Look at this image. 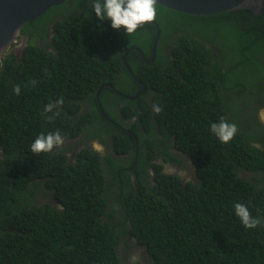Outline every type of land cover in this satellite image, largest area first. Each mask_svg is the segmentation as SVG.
<instances>
[{
    "label": "trees",
    "instance_id": "16d2710c",
    "mask_svg": "<svg viewBox=\"0 0 264 264\" xmlns=\"http://www.w3.org/2000/svg\"><path fill=\"white\" fill-rule=\"evenodd\" d=\"M93 2L66 0L48 8L24 24L22 32L30 40L22 55L10 53L3 58L0 264H123L118 243L129 242L124 239L128 235L146 248L150 264H264V226L245 228L234 210L236 203H242L253 218L264 222V176L251 175L264 169V146L258 148L255 132L242 125L229 143L219 142L212 133L193 126L194 121L180 111L178 97L185 91L183 100L188 104L193 97L210 92V87L240 95H250L253 88L264 90V18L248 9L196 16L157 4L155 23L184 24L202 38L205 48L194 39L185 49L189 51L187 61L183 62L184 55L159 67L166 59L160 54L149 69L138 67L139 54L129 51L127 62L147 87L136 99L103 87L99 93L103 117L96 104V89L111 82L112 71L117 69L124 74L116 89L130 95L137 92L140 86L126 71L121 55L134 45L149 56L155 27L146 23L129 35L121 28L113 29L109 19L96 17ZM45 26L52 31L51 50ZM164 33L163 28L158 40ZM34 36L43 44L32 42ZM134 56L138 58L136 67L131 61ZM155 77L160 79L159 85L153 84ZM15 85L20 86L19 95L13 92ZM62 92L87 99L85 116L73 113L77 103L72 97V115H58L53 124L33 133L30 125L45 117L47 103L42 101ZM107 97L114 101L112 107L106 103ZM148 99L162 108L160 132L172 136L169 140L178 150L197 154L196 158L182 161L162 148L163 140L147 113L151 112ZM231 110L241 113L237 107ZM259 125L257 140L264 143V125ZM92 126L103 128L108 138L90 130ZM82 127L86 148L75 162L63 152L34 154L30 150L42 133L59 131L74 136ZM94 138L105 145V154L89 150V140ZM192 145L197 152L191 151ZM166 162L189 168L191 174L170 173L171 168L163 167ZM112 189L115 194L110 197ZM47 190L61 204L59 212L56 205L41 203L37 197ZM117 208L122 212L121 221L114 224L111 220Z\"/></svg>",
    "mask_w": 264,
    "mask_h": 264
},
{
    "label": "clouds",
    "instance_id": "9594fccd",
    "mask_svg": "<svg viewBox=\"0 0 264 264\" xmlns=\"http://www.w3.org/2000/svg\"><path fill=\"white\" fill-rule=\"evenodd\" d=\"M56 6H58V5H56ZM91 7H92V9H93V11H94V13L98 19H100V20H104L105 18L109 19L111 21V27L113 29H120L121 26H123L125 29L124 31H126V33L128 35L136 32V30L141 28L144 24H146V23L150 24L149 22L154 21L156 19V16H157V0H94ZM196 16H202V15H196ZM35 18H33V19H35ZM26 22H28V21H26ZM26 22L23 23L22 27L16 33V36L14 37V39L0 53V67L2 66L3 58L5 55H9L10 53H14L16 56H19V57L22 55L25 45L30 40V36L27 35V33L22 32L23 26ZM48 24L49 23L47 21V26H48ZM45 28L48 29V32H47L48 40L47 41L50 43V46L48 47V49L51 50L54 47L53 39H52V31L50 30L49 27L45 26ZM194 36H196V35H194ZM21 37L23 39H21ZM155 37H156V35L154 36V39H155ZM198 37H199V35H198ZM157 38H158V35H157ZM157 38H156V42H157ZM194 39L195 38H192L189 35H185L184 40H185L186 44L185 45L183 44L182 48L185 50L187 45L190 44ZM31 41L38 44V45L43 44L42 40L40 38H38L37 36L32 37ZM151 46H152V43H151ZM135 47H137V46H135ZM129 48H127L125 50V52L121 55V62L123 64V66L126 67L125 68V69H127L126 71L130 74V76L133 78V80L138 83L141 90H139V92L135 96L130 97L129 96L130 94L124 93V92L116 89L118 86H121L119 83V79L116 76V74H115V77L111 76V80H112L111 82H104V83L100 84V86L95 91L96 104L100 110L99 114L102 115L103 117H106V114L104 113V109L102 108V105H101L100 99H99V93L103 87H107V88L111 89L113 92L115 91V93H117V94H119L125 98H129V99L138 98L141 94L139 96H137V95L139 93H141L142 91H144L145 87H147L146 83L135 75V73L131 70V67L129 66V64L127 62V57H126L127 53L131 50H134V49L128 50ZM14 49L17 50L16 53L14 52ZM139 50H140V53L137 52L139 54V57H140V59H139L140 64L138 67L143 65V66H146L148 69L152 68L154 66V63L156 62V59L159 58V56H161L158 53V51L156 52V45H155L154 52H153V46H152V50L150 47V53H149L150 55L149 56L144 55L140 48H139ZM135 51H137V50H135ZM184 55H185V57H184ZM184 55H183V57H184L183 62L188 60V58L186 57V54H184ZM164 58H166V59L164 61H161V63L158 65L159 67H165V66L169 65L173 60H178V59L173 58L172 56L171 57L165 56ZM202 59H203L202 57H198L199 62H202L203 61ZM131 61H132L133 65L136 67V64L138 63V58H136L134 56L131 58ZM182 67H183V64H182ZM116 71H117V69H114L112 72L115 73ZM122 74H124V73H122ZM30 83L32 85H35L37 82L31 81ZM250 90H251V93H250V95H247L248 98L253 99L254 95L257 96V99H253L252 102H256V101L258 102V100H259V102H261V101L264 102V90L256 89V88H253ZM13 92L16 95H19L21 92L20 86L15 85L13 88ZM73 96L74 95L71 96L68 93L62 92V94H58V95L52 94L46 100H43L42 102L47 103L46 105H44V109H43L44 112H46L44 114L45 117L42 120L39 119L34 125H30L29 129L31 131H35L33 133H36L37 130H39L38 128L44 127V125L48 126L50 124H53L55 119H56V116H58V115L64 116L66 113L69 115H72V114H70L69 102ZM76 97L77 96L73 97V99L75 100ZM53 110H54V113H53ZM85 110H86L85 104L79 105L77 103V105L73 106V113L75 115H78V114L81 115L82 114L83 116H85V113H84ZM152 110L154 113L159 114L162 111V108L157 104H153ZM52 113H53V115H52ZM184 113L187 114V118H189V116H191L190 112L184 111ZM48 114H49V116L47 117ZM130 116H132L131 120H135L136 117L134 115H130ZM262 116H264V112L262 113ZM108 120L113 122L109 118H108ZM47 121H49V123H47ZM63 122L65 123L66 120H64ZM64 126H67V123L64 124ZM205 130L212 133L216 137V139H218L219 142L227 144L236 135L237 126L231 121V118L216 117L213 121L210 120L207 123ZM97 131H98V133L101 132L99 128H97ZM38 132L36 134H38ZM82 134H83V127L80 131V134L74 135V136H69L66 132H63V134L61 135L59 131L50 132L46 135L42 133V134L38 135L34 139V141L31 143L30 150L34 154H38L41 152H50L53 150L55 153L56 152H63V153H65L66 156L68 153L74 152L71 157H68V156L67 157L70 158L72 160V162H75L76 156H78V154L80 153V151L82 149H84V147L86 148V146L84 145L85 141L82 138ZM99 135H100V133H99ZM75 138H77V139H75ZM106 138H108V137H106ZM89 141H90V145L88 143L89 148H90L89 150H91L93 152H97L100 155H103L106 153L105 151H107V149H106L105 145H103L101 143L100 140L98 141V140H96V138H94V139H90ZM65 142L70 143V146L68 148L66 146H64ZM95 145H97L99 147H96ZM62 147H65V151L61 150ZM190 149H191V151H196V149L193 145L191 146ZM186 155L190 161H192L194 158L197 157V154L194 155L192 153H187ZM104 172H105L106 180H109L110 174H108L105 169H104ZM49 191L50 190H47V191L37 195V197L41 200V203L47 202V203L51 204V206L56 205L57 212H59L58 209L62 208V206L60 203L56 202L54 200V198L47 195V193ZM113 194H115L114 189L111 190L110 197L114 196ZM108 206H109L108 211H110L111 210L110 206H113V201L109 202ZM234 210H235L236 216L239 217L241 223L243 224V226L245 228L254 229L258 225L264 226V222H262L260 218H258V217L253 218V216L251 215V213L248 210V207L246 205H244L242 203H236L234 205ZM121 213L122 212L117 208L115 218L112 219L111 222L114 224H118L121 221L120 220L121 219V217H120ZM124 239H128L129 242L122 240V243H118V249H117L118 257L123 264H134V263H139V262L141 264H150L151 257L143 245L136 242V240L129 235H128V237L124 236ZM127 244H128V247L126 250L124 248L126 247Z\"/></svg>",
    "mask_w": 264,
    "mask_h": 264
},
{
    "label": "flooded vegetation",
    "instance_id": "af4514ba",
    "mask_svg": "<svg viewBox=\"0 0 264 264\" xmlns=\"http://www.w3.org/2000/svg\"><path fill=\"white\" fill-rule=\"evenodd\" d=\"M57 18L58 16H53L54 20H56ZM162 22L163 24L161 26L156 22L158 24V28H160L159 31H161V29L163 30V28L165 29V33L160 38V40H158L157 38L156 52L158 51L159 54L163 55V58L165 56H169V57L172 56L173 58L180 60L184 54H187L189 52L188 50H184L182 48L183 44L184 45L186 44L184 40L185 34H188L192 38H195L198 41L203 42L202 38L192 35V33H190L189 27L184 24H177L171 21H167V22L162 21ZM166 29H168V32L166 31ZM21 39L23 38L21 37ZM153 43H154V39L152 41V46H153ZM206 45L209 46L207 43ZM152 46H151V50H152ZM203 47L205 48L204 42H203ZM16 51L17 50L14 49L15 53ZM115 74L119 80L122 79V76H123L122 72H119L117 70ZM157 77H155L153 80V84L155 85H159L160 79ZM172 80L173 78L169 82H171ZM214 83H220V82L216 81ZM139 90L141 89L139 88L134 95H129V96L130 97L135 96L139 92ZM144 92L145 90L139 93L137 96H139L140 94H143ZM156 93L158 94V92ZM146 96L148 97L149 94H146ZM178 97H179L180 111L191 113V116H189V119L194 121L193 126L201 128L204 131L207 123L210 120L213 121L216 117H224V118L234 117L235 121L233 123L236 126L242 125V128H245L248 132L249 131L255 132V134H252V135H253V139L257 143L258 148H261L262 146H264L263 142H260L257 140L259 136L256 133L257 129L258 131L260 130L261 126L259 124H261L262 126L264 125V116H262V113L264 112V102L263 101L259 102V100L258 102L257 101L252 102L253 99H257V96L254 95L252 99V98H248L247 94L245 93H243V95H240L237 93H233L230 89H226L223 87H217V88L210 87V92L206 91L202 93V95L198 99L193 97L189 104H187L183 100V98L186 97L185 91H180V93H178ZM105 100L108 106L112 107V104L114 101L109 98H106ZM75 101L79 105H84V104L86 105L88 103L85 97L75 98ZM148 101L151 102L150 104L151 112H148L147 110H145L144 112L147 111V113H150L149 119L154 120L155 129L158 131V136L163 140V142H161L162 148L166 147L169 153H172V154L175 153V155L180 157L182 161L184 159H187V161H190L187 155L183 151L178 150L175 145L173 146V143L169 140V138L170 139L173 138L172 136H164V133L160 132L161 125L158 121L159 115L154 113L152 110V105L156 103L152 99H148ZM231 107L239 108L241 110V113L237 114L233 112L231 110ZM54 110H53V113H54ZM227 110H229L231 113L228 112ZM48 116L49 114L47 115V117ZM47 123H49V121H47ZM97 128H98L97 126H92L89 129L92 131H97ZM99 129L105 137H108L107 132H104L103 128H99ZM237 129H240V128L237 127ZM96 140L99 141L98 138H96ZM89 145H90V141H89ZM64 146L68 148L70 146V143L65 142ZM73 153L74 152L68 153L67 156L71 157ZM159 161H161L160 158H159ZM163 167L166 170H168V168L169 169L171 168L170 173L177 171V175H180V176H186L188 174H191V172H186V171L181 170L180 168H182V166L178 164L170 165L168 162H166ZM263 171H264L263 168H261V173L254 170L252 171L251 175L254 177H261V176H264V173H262ZM260 174H263V175H260ZM6 229L8 231H11L12 227L8 226ZM15 236H18V235H15Z\"/></svg>",
    "mask_w": 264,
    "mask_h": 264
},
{
    "label": "water",
    "instance_id": "95a60500",
    "mask_svg": "<svg viewBox=\"0 0 264 264\" xmlns=\"http://www.w3.org/2000/svg\"><path fill=\"white\" fill-rule=\"evenodd\" d=\"M66 0H0V53L14 39L23 23L44 13L49 7L62 4ZM163 7L191 14L214 15L234 9H248L264 18V0H157ZM155 27L158 25L152 21ZM123 30L124 27L121 26ZM159 31H155L153 52ZM137 50L130 46L128 50ZM127 53V52H126Z\"/></svg>",
    "mask_w": 264,
    "mask_h": 264
},
{
    "label": "rangeland",
    "instance_id": "374dc122",
    "mask_svg": "<svg viewBox=\"0 0 264 264\" xmlns=\"http://www.w3.org/2000/svg\"><path fill=\"white\" fill-rule=\"evenodd\" d=\"M96 147H99V146H97V145H95ZM181 170H183V171H186V172H190V170H189V168H187V169H184L183 167L182 168H180Z\"/></svg>",
    "mask_w": 264,
    "mask_h": 264
},
{
    "label": "bare ground",
    "instance_id": "6f19581e",
    "mask_svg": "<svg viewBox=\"0 0 264 264\" xmlns=\"http://www.w3.org/2000/svg\"><path fill=\"white\" fill-rule=\"evenodd\" d=\"M152 24V23H151ZM154 26V25H153ZM155 31H159V29L157 27H155ZM191 166V165H190Z\"/></svg>",
    "mask_w": 264,
    "mask_h": 264
}]
</instances>
